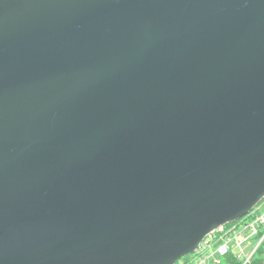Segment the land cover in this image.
<instances>
[{"label": "water", "instance_id": "water-1", "mask_svg": "<svg viewBox=\"0 0 264 264\" xmlns=\"http://www.w3.org/2000/svg\"><path fill=\"white\" fill-rule=\"evenodd\" d=\"M264 198V0H0V264H175Z\"/></svg>", "mask_w": 264, "mask_h": 264}, {"label": "built area", "instance_id": "built-area-1", "mask_svg": "<svg viewBox=\"0 0 264 264\" xmlns=\"http://www.w3.org/2000/svg\"><path fill=\"white\" fill-rule=\"evenodd\" d=\"M252 212L253 218L239 223H229L211 231L194 250L186 264H218L221 257L233 251L238 257L244 255V245L249 238L254 236L260 225H264V204L256 207ZM261 239L256 243L255 247L250 251L245 263L249 260Z\"/></svg>", "mask_w": 264, "mask_h": 264}, {"label": "trees", "instance_id": "trees-1", "mask_svg": "<svg viewBox=\"0 0 264 264\" xmlns=\"http://www.w3.org/2000/svg\"><path fill=\"white\" fill-rule=\"evenodd\" d=\"M263 204H264V198L260 201L257 207L262 206ZM254 210L256 209H253L252 212H254ZM252 212L242 217L241 219L235 221L234 223H239L241 221L252 219L253 218ZM263 235H264V225H260L258 227L257 233L251 238H249V241L252 240V242H250L249 251H251L255 247L256 243L261 239ZM186 262H187V259L182 257L181 259L176 261L175 264H186ZM218 264H264V237L262 238L260 243L257 245L254 252L252 253V255L250 256L249 260L246 263H244L243 259L238 257L236 253H234L233 251H228V253H226L225 255L221 257V260Z\"/></svg>", "mask_w": 264, "mask_h": 264}, {"label": "rangeland", "instance_id": "rangeland-1", "mask_svg": "<svg viewBox=\"0 0 264 264\" xmlns=\"http://www.w3.org/2000/svg\"><path fill=\"white\" fill-rule=\"evenodd\" d=\"M247 243H245V245H244V252H245V257H244V255L241 257V259H243V262L245 263V261H246V258L248 257V255L250 254V242H252V240H250V241H246ZM191 257V255H187L186 257H183V258H185V259H188V258H190Z\"/></svg>", "mask_w": 264, "mask_h": 264}]
</instances>
